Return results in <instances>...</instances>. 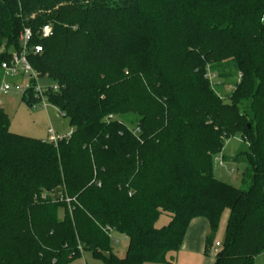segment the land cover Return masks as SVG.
Segmentation results:
<instances>
[{
    "label": "trees",
    "instance_id": "16d2710c",
    "mask_svg": "<svg viewBox=\"0 0 264 264\" xmlns=\"http://www.w3.org/2000/svg\"><path fill=\"white\" fill-rule=\"evenodd\" d=\"M50 37H41L45 26ZM60 90L57 145L13 133L0 107V264H168L193 219L229 210L215 264L264 254V0H0V72L13 52ZM229 70V74L225 71ZM210 76L227 82L223 98ZM232 86V87H230ZM23 100H38L29 91ZM238 138L243 188L214 174ZM168 225L156 227L160 217ZM111 231L128 240L111 252ZM108 251L109 256L103 253Z\"/></svg>",
    "mask_w": 264,
    "mask_h": 264
},
{
    "label": "rangeland",
    "instance_id": "374dc122",
    "mask_svg": "<svg viewBox=\"0 0 264 264\" xmlns=\"http://www.w3.org/2000/svg\"><path fill=\"white\" fill-rule=\"evenodd\" d=\"M229 74V70L225 71ZM3 75V73H2ZM3 77V76H2ZM215 84L214 89L223 98L229 93V85L227 82L223 86L216 85L219 80L212 78ZM28 83V78L24 79V84ZM1 72H0V86ZM39 84L44 88L53 85V81L48 77H41ZM232 87V86H230ZM0 107L3 108L11 119L10 130L18 135L30 137L38 140L49 141V130H53L55 134L61 138L66 137L72 132L69 119L63 117L60 110L52 104H48L47 108L41 104L40 108L31 107L23 100V94L13 92L8 95H0ZM242 147V142L238 138H231L226 142V146L222 154L215 158L213 171L217 179L231 184L235 188H243V172L245 166L243 164L234 163L233 157L237 155ZM221 161L223 162L221 165ZM230 217L229 210H225L222 214L219 229L216 235V243L224 244L226 239L227 223ZM169 219L163 214L158 220L156 227L158 229L168 225ZM128 240L124 235L113 232L111 234V252L120 258L125 257L127 252ZM109 256V252L103 253ZM70 264H105L101 258L94 256L92 252H85L83 255L71 262ZM153 264V263H149ZM255 264H264V254L256 258Z\"/></svg>",
    "mask_w": 264,
    "mask_h": 264
},
{
    "label": "built area",
    "instance_id": "2783aa9c",
    "mask_svg": "<svg viewBox=\"0 0 264 264\" xmlns=\"http://www.w3.org/2000/svg\"><path fill=\"white\" fill-rule=\"evenodd\" d=\"M52 34V27L47 25L42 29L41 37L43 39L50 37ZM32 31L30 29H25L21 35V42L23 48L20 52H13L10 61L2 64V84L0 86V95H8L13 92L22 93L23 96L29 91L33 92L34 98L38 102L33 105L34 108H40L41 104L47 108L49 101L48 95L50 93H55L60 90L59 85L53 84L49 88H44L39 84L40 75L33 69L29 62V56L32 54L38 55L43 52V47L35 46L33 51L28 49V45L32 39ZM28 78V83L24 84V79ZM214 76H210L212 79ZM50 142L57 145L64 138H61L55 134L53 130H49ZM71 135V134H70ZM69 135V136H70ZM223 162L221 161V165ZM112 233V231H111ZM221 248L220 243H216L215 246L209 250V256L215 257Z\"/></svg>",
    "mask_w": 264,
    "mask_h": 264
},
{
    "label": "crops",
    "instance_id": "0c3cea01",
    "mask_svg": "<svg viewBox=\"0 0 264 264\" xmlns=\"http://www.w3.org/2000/svg\"><path fill=\"white\" fill-rule=\"evenodd\" d=\"M69 135L66 137H69ZM168 219L170 222L169 217ZM210 234L211 228L208 220L204 218L193 219L188 227L181 249L170 257L168 264H215V259L206 254V242Z\"/></svg>",
    "mask_w": 264,
    "mask_h": 264
}]
</instances>
